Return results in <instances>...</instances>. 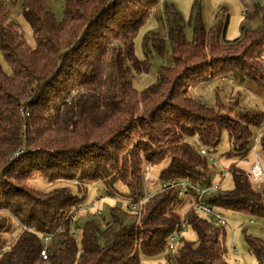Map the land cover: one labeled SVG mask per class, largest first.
<instances>
[{
	"label": "trees",
	"instance_id": "1",
	"mask_svg": "<svg viewBox=\"0 0 264 264\" xmlns=\"http://www.w3.org/2000/svg\"><path fill=\"white\" fill-rule=\"evenodd\" d=\"M46 1L23 0L20 10L36 48L0 4V51L11 69L0 63V213L27 227L17 233L16 226L12 240L0 238V264H147L145 258H166L184 218L198 240L185 241L184 231L169 258L174 256L173 264H231L226 228L195 211L196 189L211 186L215 172L201 150L213 155L224 133L233 147L223 158L234 188L223 187L204 203L264 221V188L257 189L241 167L264 114L239 103L210 108L191 89L227 77L264 88V11L261 27L226 42L223 24L207 29L198 12L189 21V40L186 19L166 5L174 64L162 66L157 82L139 92L135 74L149 73L151 62L137 57L135 39L162 0H65L62 23ZM147 39L164 58L167 41L157 34ZM195 137L200 148L187 141ZM262 150L264 155V145ZM166 161L169 166L149 186L154 196L139 214L119 203L139 202L149 185L146 167ZM35 178L79 183L80 194L92 181L103 182L109 196L119 186L127 193L116 201L103 232L94 220L81 227L85 216L69 217L85 196L70 188L41 192L31 184ZM174 180L188 181L195 190L177 201L175 190H163ZM53 233L45 260V237ZM246 240L250 254L264 264V241L248 235Z\"/></svg>",
	"mask_w": 264,
	"mask_h": 264
},
{
	"label": "rangeland",
	"instance_id": "2",
	"mask_svg": "<svg viewBox=\"0 0 264 264\" xmlns=\"http://www.w3.org/2000/svg\"><path fill=\"white\" fill-rule=\"evenodd\" d=\"M64 1L65 0H47L45 5L57 17L60 23L64 20ZM23 0H0V4L6 5V11L12 22L20 26L28 44L36 48V42L33 37L32 27L26 18L21 14ZM173 6L175 10L180 12L187 21L186 35L189 40L193 39L194 23L189 24L191 18L193 21L201 13V17L207 29H212L218 24H223L225 33L222 41H234L243 36L244 30H257L263 24L264 0H162L157 6L155 14L150 17L147 23L140 29L137 38L135 39V52L140 60L148 59L151 62V70L149 73L135 74L134 87L137 91L142 92L154 85L158 80V70L162 66L172 67L173 56L172 46L169 41V23L165 12V6ZM159 35L167 41V53L164 58L159 57L150 40H146L149 35ZM264 61V53H263ZM0 63L6 72L10 73L11 69L0 51ZM228 80L222 78L211 80L200 86L191 89L193 97L210 108L216 109L219 104L233 107L236 103L242 109L254 110L264 114V88L250 80L238 82L233 77H227ZM235 80L231 84L230 80ZM237 98V102L234 99ZM264 133L263 125L254 131L255 137ZM196 148L201 147L198 138L187 140ZM263 142V143H262ZM258 148V153L264 160L262 141ZM233 151V147L229 142L227 133L223 134L222 142L213 156L220 159L219 162L210 161L214 169L212 177L213 184L220 181V173L223 167H228V162L223 156ZM248 162L241 163V167L250 171L254 164V154L251 152L247 158ZM170 162L166 161L158 166L151 167V173L155 179L159 180L161 173L169 166ZM34 188L41 192L49 193L56 189L70 188L76 196H85L81 203L82 207H89L91 210L89 216L80 219V226H84L89 220H94L100 229L105 232L107 224L111 222V211L117 206V200L123 197L121 194H126L127 189L119 186L114 192V196H109L106 185L101 181H92L84 184V189L80 194L79 187L81 184L76 182L58 181L48 183L41 178H35L32 183ZM260 191L264 188L263 185L255 186ZM234 188L233 178L229 175L224 181V190L230 191ZM101 212L102 217H98L97 213ZM227 219L226 245L228 248L227 260L231 264H258L256 258L249 252V245L246 236L259 238L264 241V221L252 218L244 213L225 211ZM3 225V231L0 238L12 240L13 232L15 231V221L7 213H0V225ZM184 240L187 242H196L198 240L197 233L191 227H187L184 232ZM174 257V256H173ZM172 257L171 262L174 263ZM147 264H167L168 260L163 256L156 258H145Z\"/></svg>",
	"mask_w": 264,
	"mask_h": 264
},
{
	"label": "built area",
	"instance_id": "3",
	"mask_svg": "<svg viewBox=\"0 0 264 264\" xmlns=\"http://www.w3.org/2000/svg\"><path fill=\"white\" fill-rule=\"evenodd\" d=\"M230 82L231 84H233V81H230ZM263 137H264V134L261 133L254 139L252 149H251L252 153L254 154V164L248 173V177L250 181L252 182V184L254 185L262 184L264 187V160L258 153V148H259V145ZM201 152L203 156L210 157L212 161H215V162L220 161V159L217 160V158L211 155L206 149H202ZM244 162H248L247 159ZM230 173H231V170L229 167H223L220 173L219 182H217L216 184H212L211 186L196 189L200 197V203L195 206V211L199 214L207 216L218 227H221V228H226L228 225L226 216L222 212H219L213 209L211 206L206 205L204 201L206 198L212 196L213 194L222 191L224 187V181L230 175ZM144 177H145V182L148 183L149 185L145 189L143 198L139 202L119 201L121 205L127 207L135 214H139L141 207L154 196L153 193L150 191L149 186H151L156 181V179L151 173L150 167H146ZM163 190L164 191L175 190L177 192V201H178V200H181L191 190H195V188L188 181L174 180L170 183L164 184ZM90 210L91 209L89 207L80 206L79 208L73 209L70 212L69 217L76 220L81 215L89 216L88 213L90 212ZM97 216L102 217V213L101 212L97 213ZM186 219L187 218H184L182 230L176 233L173 237H171L169 243L167 244V247H166L167 249L164 253V256L168 259L167 264H173L171 260H169V258L176 251L179 245L180 239L183 235V232L186 229V223H187ZM16 226L18 228L17 233L27 230V227L25 225H22L19 222L16 223ZM56 233H58V231ZM56 233H53L45 237V248L42 251V256L45 260L48 259V252H47L48 246L51 244L52 238L55 236Z\"/></svg>",
	"mask_w": 264,
	"mask_h": 264
},
{
	"label": "crops",
	"instance_id": "4",
	"mask_svg": "<svg viewBox=\"0 0 264 264\" xmlns=\"http://www.w3.org/2000/svg\"><path fill=\"white\" fill-rule=\"evenodd\" d=\"M230 81H232V80H230Z\"/></svg>",
	"mask_w": 264,
	"mask_h": 264
}]
</instances>
